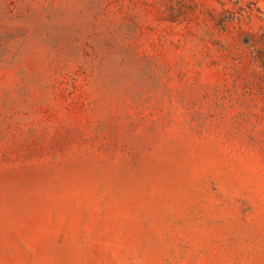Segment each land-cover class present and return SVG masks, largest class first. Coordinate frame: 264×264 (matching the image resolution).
Segmentation results:
<instances>
[{"label": "rangeland", "instance_id": "1", "mask_svg": "<svg viewBox=\"0 0 264 264\" xmlns=\"http://www.w3.org/2000/svg\"><path fill=\"white\" fill-rule=\"evenodd\" d=\"M0 264H264V0H0Z\"/></svg>", "mask_w": 264, "mask_h": 264}]
</instances>
